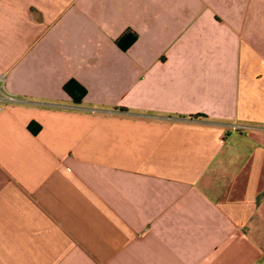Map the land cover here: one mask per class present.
<instances>
[{
	"label": "crops",
	"instance_id": "crops-1",
	"mask_svg": "<svg viewBox=\"0 0 264 264\" xmlns=\"http://www.w3.org/2000/svg\"><path fill=\"white\" fill-rule=\"evenodd\" d=\"M0 74V264H264V0H0Z\"/></svg>",
	"mask_w": 264,
	"mask_h": 264
},
{
	"label": "trees",
	"instance_id": "trees-1",
	"mask_svg": "<svg viewBox=\"0 0 264 264\" xmlns=\"http://www.w3.org/2000/svg\"><path fill=\"white\" fill-rule=\"evenodd\" d=\"M135 39V35L131 33H126L124 34L121 38L118 39L117 44L121 49H126ZM65 92L69 94L72 99L75 102L80 101V99L83 97L85 94V89L76 81L70 80L65 84L63 87ZM30 129L33 132H36L38 127L33 128L32 125L30 126Z\"/></svg>",
	"mask_w": 264,
	"mask_h": 264
},
{
	"label": "built area",
	"instance_id": "built-area-1",
	"mask_svg": "<svg viewBox=\"0 0 264 264\" xmlns=\"http://www.w3.org/2000/svg\"><path fill=\"white\" fill-rule=\"evenodd\" d=\"M4 80V74H0V110L7 104L17 102L15 95L5 89Z\"/></svg>",
	"mask_w": 264,
	"mask_h": 264
}]
</instances>
